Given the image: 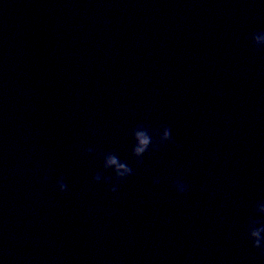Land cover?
I'll list each match as a JSON object with an SVG mask.
<instances>
[{"label":"clouds","instance_id":"1","mask_svg":"<svg viewBox=\"0 0 264 264\" xmlns=\"http://www.w3.org/2000/svg\"><path fill=\"white\" fill-rule=\"evenodd\" d=\"M251 47L257 52H264V31L253 32L250 35ZM94 133L95 129H89ZM131 136L134 141L131 149V155L135 160L137 167L144 163V157L158 152L165 143H173L171 128L166 125H160L158 128H150L145 124H138L131 130ZM88 155H93L95 149L87 147L84 149ZM102 158L101 171H97L92 176V181L96 184L103 182L108 187L110 194L119 192V185L134 175L133 168L126 162L122 161L115 152L96 153ZM111 171V176L104 175L105 172ZM19 171V169H14ZM42 182L49 181V175L46 173L41 177ZM161 183L159 178L153 179V185L158 186ZM171 187L176 194L182 196L187 193L188 185L181 179H175ZM55 188L59 194H68L70 189L65 181L64 176H60L55 181ZM264 216V201H257L253 205V217L255 215ZM249 217L247 224V238L251 247L256 250L260 260L264 261V221Z\"/></svg>","mask_w":264,"mask_h":264}]
</instances>
